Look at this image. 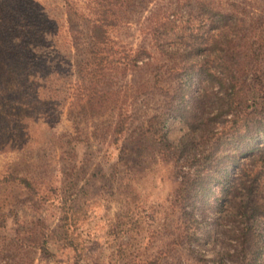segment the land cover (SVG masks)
<instances>
[{
    "label": "rangeland",
    "instance_id": "obj_1",
    "mask_svg": "<svg viewBox=\"0 0 264 264\" xmlns=\"http://www.w3.org/2000/svg\"><path fill=\"white\" fill-rule=\"evenodd\" d=\"M26 1L65 30L53 115L0 147V264H264V0ZM103 12L120 21L100 46Z\"/></svg>",
    "mask_w": 264,
    "mask_h": 264
},
{
    "label": "trees",
    "instance_id": "obj_2",
    "mask_svg": "<svg viewBox=\"0 0 264 264\" xmlns=\"http://www.w3.org/2000/svg\"><path fill=\"white\" fill-rule=\"evenodd\" d=\"M37 6L38 4L35 2L14 0L15 14L10 13V15L0 18V137H2L0 138V147L6 144L3 138L11 134L12 129H25V123L31 118L33 112H39L44 117L53 115L51 109H49L53 103L52 96L47 95L55 92L52 89V86H54L53 81L58 80L59 73L56 70V56H46V50L51 45L52 47L58 45V40H55V38H58L60 30H65V23H60L62 21L60 19L45 16L41 10H38ZM22 9H32L34 15L27 19L23 14H19ZM208 10L219 16L221 15L215 8ZM162 19V26L165 28L167 35L173 27H176L175 20H170L167 12L163 13ZM119 21V16L112 15L109 18L105 12L97 19H85L89 37L95 44L100 46L107 44L108 27L117 26ZM68 29L74 28L68 27ZM181 30L184 32V28ZM48 37H50V40H47ZM66 42L73 43L70 39H66ZM218 51L222 55L223 61L226 59L233 61L234 54H229L228 50L224 51L223 49ZM50 62L53 63L49 64ZM234 78L230 73V76L221 79L222 84L230 90L225 99L229 110L234 103L244 101L243 98L236 97L241 86H238ZM13 90L18 92L19 99L12 97L11 92ZM257 134L256 129L253 133H246L245 138H250L246 143L236 142L238 150L245 149L240 152L241 155H250L260 151ZM234 164H225V177L229 168ZM245 171L251 173L253 169ZM259 260L256 257L249 264H261Z\"/></svg>",
    "mask_w": 264,
    "mask_h": 264
}]
</instances>
